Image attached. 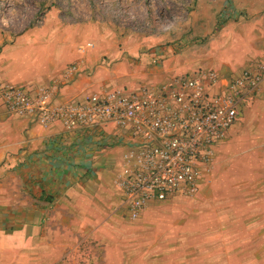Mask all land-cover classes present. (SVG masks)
I'll list each match as a JSON object with an SVG mask.
<instances>
[{
    "label": "rangeland",
    "instance_id": "374dc122",
    "mask_svg": "<svg viewBox=\"0 0 264 264\" xmlns=\"http://www.w3.org/2000/svg\"><path fill=\"white\" fill-rule=\"evenodd\" d=\"M260 24L264 26V0H0V76L41 88L33 81L57 76L71 65L79 71L89 61L96 68L113 49L127 51L129 37L139 46L131 55L136 62L148 60L160 67L175 58L194 65L179 76L219 73L214 62L237 56L235 48L246 44L243 31ZM219 44L227 45L222 53ZM261 92L244 105L247 109L216 147L212 161L201 167L196 193L150 203L137 219L127 214V227L88 243L98 246L96 263L84 255L76 263L264 264ZM17 182L16 177L0 176L4 186L17 188ZM21 202L23 193L2 192L0 187V264H57L50 262L49 241L40 244L32 231L30 239L19 235L25 218L34 213L32 200L24 203L25 209L19 208ZM41 211L45 216L49 212ZM43 232L49 239L48 225Z\"/></svg>",
    "mask_w": 264,
    "mask_h": 264
},
{
    "label": "crops",
    "instance_id": "0c3cea01",
    "mask_svg": "<svg viewBox=\"0 0 264 264\" xmlns=\"http://www.w3.org/2000/svg\"><path fill=\"white\" fill-rule=\"evenodd\" d=\"M260 26L243 31L246 44L235 48L240 52L237 56L221 57L214 62L222 73L219 72L220 85L211 91L220 92L226 87L231 75L236 74L233 68L246 67L264 56V26ZM125 45L127 51L113 49L108 61L95 64L96 68L89 61L74 74L65 75L60 70L57 76L33 82L38 87L52 86L54 104L63 105L91 95L105 96L114 90L132 92L139 82L151 88L168 84L182 71L194 67L175 58L165 60L160 67L151 66L148 60L136 62L131 56L139 47L136 40L129 37ZM223 45L226 44H219L218 52L222 53ZM89 67L91 72L86 70ZM0 80L7 81L2 76ZM15 82L33 88L25 80ZM261 90L263 96L264 82L258 94ZM246 109L243 107L242 113ZM130 130L114 123L73 131L65 129L61 122L42 126L32 116L16 115L0 104V176L18 180L17 188L0 184L1 191L23 193L24 202L19 208L25 209L24 203L33 201L34 213L25 218L19 235L30 239L32 231L33 239L40 244L49 241L50 262L62 264L65 257H72V264H77L75 259L84 255L96 263L98 246L88 244L90 240H104L106 233L129 225L119 174L125 156L140 145L139 137H134ZM42 209L49 210L46 216ZM46 225L49 239L43 232Z\"/></svg>",
    "mask_w": 264,
    "mask_h": 264
},
{
    "label": "built area",
    "instance_id": "2783aa9c",
    "mask_svg": "<svg viewBox=\"0 0 264 264\" xmlns=\"http://www.w3.org/2000/svg\"><path fill=\"white\" fill-rule=\"evenodd\" d=\"M78 72L77 65L66 75ZM214 70L185 74L157 87L114 90L68 104H54V89L32 88L0 80V104L8 112L32 116L40 125L61 122L73 131L114 123L138 136L140 145L125 156L119 174L130 218H139L150 203L199 190L201 167L212 161L244 105L264 82V56L231 75L220 92Z\"/></svg>",
    "mask_w": 264,
    "mask_h": 264
}]
</instances>
